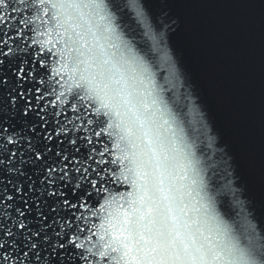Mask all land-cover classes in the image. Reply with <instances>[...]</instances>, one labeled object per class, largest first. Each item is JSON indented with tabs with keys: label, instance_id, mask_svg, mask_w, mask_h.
I'll return each instance as SVG.
<instances>
[{
	"label": "water",
	"instance_id": "water-1",
	"mask_svg": "<svg viewBox=\"0 0 264 264\" xmlns=\"http://www.w3.org/2000/svg\"><path fill=\"white\" fill-rule=\"evenodd\" d=\"M0 264H100L50 179L1 68Z\"/></svg>",
	"mask_w": 264,
	"mask_h": 264
}]
</instances>
